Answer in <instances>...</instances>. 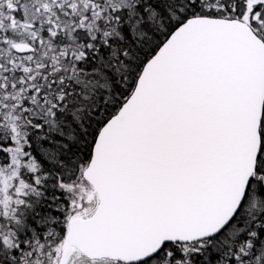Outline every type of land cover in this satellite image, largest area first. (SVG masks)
<instances>
[{
    "label": "snow or ice",
    "instance_id": "obj_1",
    "mask_svg": "<svg viewBox=\"0 0 264 264\" xmlns=\"http://www.w3.org/2000/svg\"><path fill=\"white\" fill-rule=\"evenodd\" d=\"M0 264H264V0H0Z\"/></svg>",
    "mask_w": 264,
    "mask_h": 264
}]
</instances>
